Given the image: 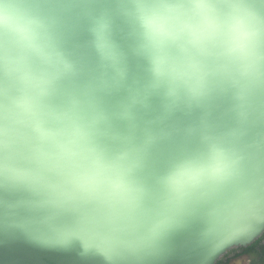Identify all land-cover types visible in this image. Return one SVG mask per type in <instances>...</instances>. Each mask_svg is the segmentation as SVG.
Wrapping results in <instances>:
<instances>
[{
    "label": "water",
    "instance_id": "95a60500",
    "mask_svg": "<svg viewBox=\"0 0 264 264\" xmlns=\"http://www.w3.org/2000/svg\"><path fill=\"white\" fill-rule=\"evenodd\" d=\"M244 2L264 20V0ZM0 3L59 55L45 103L74 114L134 190L81 192L39 168L15 69L39 70L40 57L9 42L0 59V264H216L226 229L250 222L252 235L264 231V60L257 77L209 76L193 94L154 76L135 0ZM182 166L191 175L173 183Z\"/></svg>",
    "mask_w": 264,
    "mask_h": 264
},
{
    "label": "clouds",
    "instance_id": "9594fccd",
    "mask_svg": "<svg viewBox=\"0 0 264 264\" xmlns=\"http://www.w3.org/2000/svg\"><path fill=\"white\" fill-rule=\"evenodd\" d=\"M133 15L142 28L141 47L150 56L157 79L169 80L193 94L203 90L209 76L236 74L257 77L264 60V20L244 0H135ZM0 59H8L14 43L40 57L33 70L18 64L23 95L18 115L30 126L33 157L41 169H57L74 189L131 198L134 190L125 181L116 161L106 159L90 141L83 125L71 112H55L45 103L53 81L60 74L59 55L39 42L33 22L11 5L0 3ZM6 131V127H5ZM4 147L8 146L3 141ZM191 175L182 166L170 178L180 183ZM246 242L240 243V237ZM256 244L260 258L241 264H264V231L251 234V223L231 226L219 237L217 264H233L226 253L235 246Z\"/></svg>",
    "mask_w": 264,
    "mask_h": 264
},
{
    "label": "flooded vegetation",
    "instance_id": "af4514ba",
    "mask_svg": "<svg viewBox=\"0 0 264 264\" xmlns=\"http://www.w3.org/2000/svg\"><path fill=\"white\" fill-rule=\"evenodd\" d=\"M235 248H238V247H235ZM260 254H261L260 250L255 251V252H242L241 250L238 249V250H235L229 253L227 259L230 261H233V264H241L242 261H245L248 259H259Z\"/></svg>",
    "mask_w": 264,
    "mask_h": 264
},
{
    "label": "trees",
    "instance_id": "16d2710c",
    "mask_svg": "<svg viewBox=\"0 0 264 264\" xmlns=\"http://www.w3.org/2000/svg\"><path fill=\"white\" fill-rule=\"evenodd\" d=\"M241 250L242 252H255V251H259L260 250V246L259 245H256V244H251L247 247H238V248H234L233 250H229L227 253H226V259L229 255V253H231L232 251H235V250ZM217 264V262H216Z\"/></svg>",
    "mask_w": 264,
    "mask_h": 264
}]
</instances>
